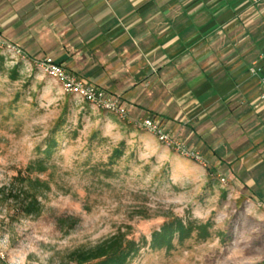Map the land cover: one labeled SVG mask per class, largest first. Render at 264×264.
I'll list each match as a JSON object with an SVG mask.
<instances>
[{
  "label": "rangeland",
  "instance_id": "rangeland-1",
  "mask_svg": "<svg viewBox=\"0 0 264 264\" xmlns=\"http://www.w3.org/2000/svg\"><path fill=\"white\" fill-rule=\"evenodd\" d=\"M15 12L0 0V189L45 159L50 137L56 146L38 175L49 187L38 196L39 215L24 216L0 196V264H68L72 252L117 233L139 244L130 264H264V197L246 186L248 176L215 159L196 162L139 120L65 94L36 68L39 53L18 43L16 28H3ZM116 149L121 156L110 163ZM174 219L208 224L210 236L194 232L169 251L151 248L152 234Z\"/></svg>",
  "mask_w": 264,
  "mask_h": 264
},
{
  "label": "crops",
  "instance_id": "crops-1",
  "mask_svg": "<svg viewBox=\"0 0 264 264\" xmlns=\"http://www.w3.org/2000/svg\"><path fill=\"white\" fill-rule=\"evenodd\" d=\"M7 9L16 12L3 28H16L35 60L53 59L119 97L131 120H157L187 149L204 148V163L236 165L264 197V72L249 73L264 65V0H7Z\"/></svg>",
  "mask_w": 264,
  "mask_h": 264
},
{
  "label": "trees",
  "instance_id": "trees-1",
  "mask_svg": "<svg viewBox=\"0 0 264 264\" xmlns=\"http://www.w3.org/2000/svg\"><path fill=\"white\" fill-rule=\"evenodd\" d=\"M16 75L17 70L14 68L10 78L15 79ZM55 146V137H50L44 153L45 159L30 161L22 172H18L11 179L10 188L0 189V196L11 201L17 211L24 216L39 215L41 212L38 196L49 187L38 175L46 173L49 169L47 161ZM120 156V150H114L109 162L113 163ZM208 228V224L198 225L194 221L184 222L181 219L164 222L160 230L152 234L150 247L169 251L173 248L175 239L178 243H182L194 232L197 238L205 240L210 236ZM138 251L139 244L136 241L128 239L123 233H117L91 249L72 252L68 264H130Z\"/></svg>",
  "mask_w": 264,
  "mask_h": 264
},
{
  "label": "built area",
  "instance_id": "built-area-1",
  "mask_svg": "<svg viewBox=\"0 0 264 264\" xmlns=\"http://www.w3.org/2000/svg\"><path fill=\"white\" fill-rule=\"evenodd\" d=\"M7 48L23 56L22 52L15 49V47L7 46ZM35 66L45 76L58 83L65 94L87 103L92 107L115 114L120 118L126 117V105L122 103L119 97L110 95L100 87L77 78L68 72L63 65L56 63L53 59L45 57L37 60ZM262 72H264V65L260 64H254L249 69L251 75ZM138 126L152 133L160 143L175 149L179 154L196 162L203 163L199 153L187 149L180 141L175 140L172 136L164 132L157 120L151 118L141 119L138 121Z\"/></svg>",
  "mask_w": 264,
  "mask_h": 264
}]
</instances>
